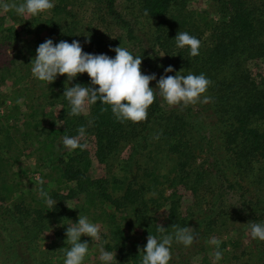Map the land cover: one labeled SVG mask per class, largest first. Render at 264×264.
<instances>
[{"label": "trees", "instance_id": "1", "mask_svg": "<svg viewBox=\"0 0 264 264\" xmlns=\"http://www.w3.org/2000/svg\"><path fill=\"white\" fill-rule=\"evenodd\" d=\"M55 1L46 20H40L39 15H31L28 20L15 10L6 12L10 19L19 21L25 34H37L38 27L44 29L46 40L51 39L54 45L75 40L84 46L86 53L111 58L116 55L111 49L130 46L134 56L142 57L141 67L146 68L142 73L155 74L156 80L150 82L153 89L161 76L203 73L212 81L203 94L211 97V101L169 109L156 89V99L142 122H120L111 106L100 101L89 104L88 116L69 115L71 105L63 96L65 87L78 83L98 86L91 84L87 73L78 74L72 81L63 75L60 91L53 88L57 84L51 89L52 105L61 107L57 116L60 125L49 129L48 140L40 148L52 158L48 163L54 164L57 179L68 184L62 192L49 193L57 202L52 207L45 201L27 203L20 188L19 198L13 200L12 194L17 189L8 175L19 158L11 161L7 155L10 147L6 145H12L15 137L5 126L9 116L0 114V262L52 264L55 259L61 260L71 246L66 242V223L76 217L66 204L79 200V215L100 222L109 230L100 247L118 254L119 261L112 264H142L149 234L158 239L164 234L173 235L170 250L175 260L171 259L169 264H191L186 255L197 256L206 246L215 249V253L222 252L221 263L264 264V241L253 239L250 234V224H264V76L255 78L250 66L260 63L264 68V0H202L211 5L213 17L204 11L190 10L191 0H124L125 16L139 25L141 35L117 11L116 0ZM92 18L101 21L103 31L91 29ZM30 20L35 23L34 28L28 27ZM3 21L0 18V43L22 42L13 29H1ZM111 26L120 33L110 34ZM178 32H187L201 41L198 56H191L187 46L177 47ZM143 37L148 44L144 47ZM46 40L34 41L25 48L36 51ZM136 48L137 54L133 52ZM22 50L19 49L20 73L27 70L30 75L33 58L31 55L27 58ZM12 65L16 69L14 62ZM169 66L174 71L165 73ZM6 71L11 70L3 69L1 73ZM21 79L19 76V83ZM28 91L27 87L15 90L27 104L36 105H29V124L25 125L26 131L19 132V144L31 135L33 127L42 124L36 118L42 94L39 98L28 97ZM3 104L0 99V106ZM196 108L200 110L199 117L194 112ZM81 126L86 130L82 138L88 140L90 150L77 148L58 155L56 143L63 142L65 136L78 137ZM8 141L10 144H6ZM199 154L203 159L197 164ZM91 157L103 166V174L94 179L88 176ZM217 179L227 184L228 190L241 193L237 218L227 210L211 208ZM180 186L192 197L186 208L182 207L178 193ZM168 188L174 190L166 196ZM164 208L167 224L162 234L157 231L156 216ZM201 213L208 215L201 218ZM236 225H241L242 230L237 231ZM173 226L193 228V244L186 247L176 242ZM135 229L140 230L145 241L129 237V231ZM227 229L242 236L244 229L251 238L244 246L240 238L225 242L221 235ZM51 230L55 240L48 244L47 250H40L38 238ZM215 237L220 242L218 247L210 244ZM228 246L230 250H226ZM183 248L188 249L187 254L181 253ZM202 264H207V260L203 259Z\"/></svg>", "mask_w": 264, "mask_h": 264}, {"label": "clouds", "instance_id": "2", "mask_svg": "<svg viewBox=\"0 0 264 264\" xmlns=\"http://www.w3.org/2000/svg\"><path fill=\"white\" fill-rule=\"evenodd\" d=\"M5 11L15 10L18 15H37L54 8L53 0H23L22 3H3L0 5ZM177 47L190 48V55H199L201 41L188 34L178 32L176 37ZM116 53L115 58L106 54H89L83 51L78 41H60L53 44L51 39L41 43L36 49V56L31 61L32 74L40 81L48 84L55 81L58 75H66L68 81H72L78 74L87 73L93 86L76 84L72 87H65V96L70 105L69 115H79L84 111L87 104H95L100 101L111 106L112 113L120 122L131 121L138 123L145 121L149 107L156 99V89H159L160 96L170 106L209 103L211 97L203 95L207 92L212 81L201 73H192L186 76L176 74L175 76H161L157 87H150V82L156 80L155 74L145 75L141 71L142 57L134 56L127 48L118 46L111 49ZM169 66L165 73L173 72ZM203 99L201 100V97ZM85 128L78 129V137L65 136L63 144L70 150L77 148L84 150L87 145L80 143V138L85 135ZM41 185L43 181H40ZM40 195L45 198L46 203L52 207L56 205L48 192L42 187ZM175 227V240L184 246H191L195 240L194 229L191 227ZM158 232L165 233L166 229L159 225ZM250 234L253 239L264 241V224H250ZM89 236L92 240L100 239V228L89 221L87 216L79 215L78 222L68 225L66 231V242L71 245L66 252L64 264H83L89 252V244L81 242V236ZM173 235L164 234L159 239L156 236L148 235L146 247L143 249L142 264H169L172 259L171 245ZM212 244L219 246V241L213 239ZM100 259L104 264H112L115 254L100 249ZM222 252L215 253V259L220 260ZM116 261V260H115Z\"/></svg>", "mask_w": 264, "mask_h": 264}, {"label": "rangeland", "instance_id": "3", "mask_svg": "<svg viewBox=\"0 0 264 264\" xmlns=\"http://www.w3.org/2000/svg\"><path fill=\"white\" fill-rule=\"evenodd\" d=\"M17 0H0V5L3 3H13ZM20 1V0H18ZM53 3L55 5L56 1L53 0ZM210 4L208 2L202 1V0H191L188 4V8L190 10H197V11H204L207 12L210 16L213 17V13H211ZM69 9V8H68ZM116 9L119 11L120 14H126V10L124 9V0H116ZM77 11V9L75 8ZM17 15V14H16ZM40 16V20H46L48 17H50V10L42 12L37 14ZM27 19H30V14H25ZM36 16V15H35ZM126 17V16H125ZM0 18H4L3 24H1V29H7L11 28L14 31L20 35V40L22 42L19 43V40L16 41L13 45L12 44H3L0 43V99L4 102L3 105L0 107V114L4 113L7 116H9L8 123H5V126L9 128L11 134L14 133L15 141L12 145H6L7 147H10L9 153L7 154L10 156L11 161L15 160V158H19V161L16 165H13L11 170L9 171L8 177H12V185L17 190L13 192V200L15 198H19V194H23L25 197V200L27 203L35 204L38 201H45V198H43L40 195V188L42 187L46 192L50 193L53 191H63L65 188H67L68 184H65L63 181H59L60 179H57L56 177V171L54 170V164L50 166L51 163H48L49 161H53L51 157L45 156L46 154L44 151H42L41 145L45 140H48L47 138V132L49 129L57 128L60 125V122L58 121V114L61 107L59 105H52V86L54 84H57L56 87H53L56 92L60 91L59 84L62 82L63 76L58 75L54 82L48 84L46 81H40L39 79L35 78L32 74V66L30 65L29 74L27 75V70H23L22 73H20V70L22 68H19V59L21 54H19V49L22 48V52L24 55H26L27 58H30V55L34 59L36 56V51H27V48L25 46L32 44L34 41L39 40H46L47 38V32L42 29L41 27L37 28V34H25L21 26L19 24V21H14L10 19L7 15V12L3 9L2 6H0ZM133 26V30L136 34L141 35L139 33V25L134 24V20L132 17H126ZM40 20L37 18V21L40 22ZM83 23L87 24V20L83 19ZM91 29L98 28L99 31H103L101 26V21L96 18H92V20L89 22ZM28 27L34 28L35 23L32 24V20L29 21ZM86 26L83 27V30H86ZM109 33L112 35L120 33L118 30H114L113 26L110 27ZM149 30H144V33H147ZM142 41V47L148 45L145 38L143 37L141 39ZM24 46V48H23ZM83 46V45H82ZM126 48L129 51H132V48L130 46H126ZM89 49V48H88ZM83 51L86 53V49L83 46ZM138 49L136 48L133 50V52H137ZM137 54V53H136ZM21 60V59H20ZM17 66L16 69H12L13 65L12 63ZM251 68L253 70V76L255 78H259L260 75L264 76V68L263 65H260V63L255 64L252 63ZM3 69H9L11 71H6L4 73H1ZM145 66L141 67V70H145ZM14 70V71H13ZM13 71V72H12ZM3 74V75H2ZM19 76L23 77L19 83ZM51 86V87H50ZM27 87L29 90L27 95L28 97L34 96L35 98H39L41 95V98L43 99L42 102L39 104V110L42 111V113H39V110L37 109L36 112V118L37 121H41L38 126L33 127V132L29 137L23 140L19 144V132L26 131L25 125L29 124L28 115H30L31 110L29 108V105L27 104V100L24 98H19L17 94L15 93L16 89ZM47 98V99H44ZM32 105V104H31ZM165 105L168 106V108H173L176 106H170L165 103ZM33 107L36 105H32ZM194 112L198 117L200 116V110L195 109ZM89 113V104L85 106L84 111L81 112L82 115L88 116ZM46 115V116H43ZM24 137H22L23 139ZM81 142H85L87 144V147L90 150V144L87 142L88 140H84L83 138H80ZM6 144H10V142H6ZM57 153L58 155L65 152H72V150L66 148L62 141H58L57 143ZM7 149V148H6ZM5 149V150H6ZM20 151V154H19ZM20 156V157H19ZM51 156V155H50ZM199 154L197 158V164H199L203 157ZM92 158V157H91ZM206 166V165H205ZM103 174V166L99 165L94 158H92V166L88 172V176L92 179L98 178ZM40 181H43V184L41 185ZM8 182V181H7ZM216 187L214 189L217 190L216 194L213 197V205L211 208L214 211H219L221 209L227 210L231 212L232 216L237 218L240 214L241 206L240 203L242 200L240 199L241 193L236 191H231L227 189V184H224V182L220 179L216 180ZM19 188L21 189V193H19ZM174 188H168L166 190V196H169L170 193H172ZM178 193L182 197L181 203L182 207L186 208L192 203V197L189 192L185 191L183 187H178ZM2 194L0 193V196ZM9 203V201H8ZM80 204L78 201H67V208L72 210L73 216H76L74 218H71L67 223L68 225H74V223L78 222L79 218V211L77 209V206ZM184 210V209H183ZM208 215V213H201L200 216L203 218ZM157 218V224L164 226L167 224V209H162L158 215ZM90 222L96 224L100 228V239L99 240H92L91 237L82 235L81 237L83 240L81 242H87L89 244V252L86 255L83 264H104L103 261L100 259V244L102 240L106 237L109 230H107L105 225H101L100 222H94L92 219L88 218ZM238 227L237 231H241L242 228L241 225H236ZM244 228V227H243ZM232 229H227L228 232H223L221 235V239L225 242L229 241H236L238 238H240L243 242V245L247 241L250 240V234L248 232H245L243 229V236L241 233H238L237 231H231ZM245 232V233H244ZM129 237H132L133 239L139 240V242L145 241V237L141 235L139 229H135L132 231V233L129 231L128 233ZM142 236V237H141ZM38 246L40 247V250H47L48 244L55 240L54 237V230H51L47 233H44L38 238ZM213 239H216L213 238ZM210 244H212L210 242ZM71 247V246H70ZM212 248V247H211ZM231 247L228 246L226 250H230ZM188 252V249L183 248V251L181 253ZM113 254H115V260L113 262L119 261V256L115 251H112ZM181 253H178L181 255ZM238 254L240 255L241 252L238 251ZM238 255V256H239ZM186 259H189V262L191 264H202L203 259L207 260V264H225L221 263V260L215 259V249H210L208 246L205 247V251L203 253L198 254L197 256H191L186 255ZM66 259V256H63L62 259L57 260L55 259V262L52 264H64V261ZM173 260H175L174 257H172ZM170 263V262H169ZM0 264H2L0 262Z\"/></svg>", "mask_w": 264, "mask_h": 264}]
</instances>
